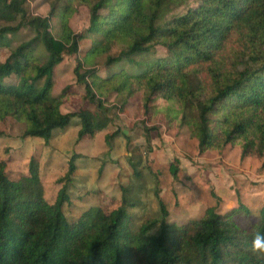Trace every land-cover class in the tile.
I'll use <instances>...</instances> for the list:
<instances>
[{"label": "trees", "instance_id": "16d2710c", "mask_svg": "<svg viewBox=\"0 0 264 264\" xmlns=\"http://www.w3.org/2000/svg\"><path fill=\"white\" fill-rule=\"evenodd\" d=\"M77 5L88 7L89 21L76 33L68 18ZM0 7L7 20L0 23V49L12 50L0 60V120L22 122L25 136L47 141L76 117L78 140L91 138L112 121L113 108L122 111L139 94L148 120L160 110L165 123L186 127L197 139L199 153L237 146L242 159L264 164V0H56L48 16L31 14L28 0H0ZM27 27L33 36L12 46L9 36ZM82 39L90 47L79 57ZM65 54L75 60V85L54 95V68ZM101 55L105 67L117 68L94 65ZM10 76L13 82L5 83ZM77 86L93 110L83 105L60 114ZM3 163L0 264H264L248 251L254 232H264V204L256 217L240 203L225 213L209 207L179 223L167 220L160 200L161 218L133 230L126 207L138 201L124 187L120 205L108 212L93 207L69 221L64 205L74 157L52 204L43 196L37 155L18 180Z\"/></svg>", "mask_w": 264, "mask_h": 264}, {"label": "rangeland", "instance_id": "374dc122", "mask_svg": "<svg viewBox=\"0 0 264 264\" xmlns=\"http://www.w3.org/2000/svg\"><path fill=\"white\" fill-rule=\"evenodd\" d=\"M55 1L28 0V8L33 15L48 16ZM183 10L181 7L175 12ZM68 19L74 32H82L89 21L88 7L77 5ZM50 20L55 26L54 16ZM6 21V17L0 16V23ZM32 36V30L27 27L9 37L11 45L16 46ZM89 47V39L80 40L78 56L82 57ZM118 49L114 48L111 54H117ZM11 51L10 48L0 49V60L10 57ZM156 52L164 55L165 49L157 45ZM13 61L14 58H9V62ZM92 61L101 70L117 68V64L105 67L104 55L94 57ZM74 67V58L67 54L55 66L54 95L68 84L75 85ZM13 80V76L4 79L5 83ZM77 87L78 92L74 89L68 100L61 104L60 114L83 105L93 110L91 104L81 102L82 89ZM117 100L114 98L113 102L119 105ZM114 109L117 108H113L114 118L106 128L81 140H78L80 124L76 117L69 126L53 130L46 141L43 137L25 136L24 124L7 116L0 120V162H4L11 180H18L28 174L31 155H37L43 196L52 204L74 157L76 168L67 185L69 200L64 205V214L69 221L93 207L108 212L120 205L124 187H128V194L138 201L135 207H126L133 230L145 221L161 218L160 200L169 211L167 220L179 223L202 215L209 207L225 213L239 208L241 203L253 213L264 204L263 158L242 159L237 146L199 153L197 139L186 127L165 123L160 110L148 120L142 112L139 94L127 99L122 111ZM122 130L128 137L121 134ZM111 132L116 134L106 139V134ZM175 167L177 170L173 174ZM237 218L239 223L245 222L242 217Z\"/></svg>", "mask_w": 264, "mask_h": 264}, {"label": "clouds", "instance_id": "9594fccd", "mask_svg": "<svg viewBox=\"0 0 264 264\" xmlns=\"http://www.w3.org/2000/svg\"><path fill=\"white\" fill-rule=\"evenodd\" d=\"M257 215L258 213L253 211L252 216L256 217ZM248 251H250L258 260L264 262V232H254Z\"/></svg>", "mask_w": 264, "mask_h": 264}]
</instances>
